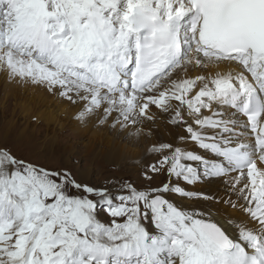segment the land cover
Instances as JSON below:
<instances>
[{
  "label": "snow or ice",
  "instance_id": "obj_1",
  "mask_svg": "<svg viewBox=\"0 0 264 264\" xmlns=\"http://www.w3.org/2000/svg\"><path fill=\"white\" fill-rule=\"evenodd\" d=\"M0 73L84 124L175 130L118 187L0 146V264H264V0H0Z\"/></svg>",
  "mask_w": 264,
  "mask_h": 264
},
{
  "label": "rangeland",
  "instance_id": "obj_2",
  "mask_svg": "<svg viewBox=\"0 0 264 264\" xmlns=\"http://www.w3.org/2000/svg\"><path fill=\"white\" fill-rule=\"evenodd\" d=\"M52 99H55L53 104H56L58 100H63L55 96ZM33 102L0 91V146L10 148L15 155L26 161L51 170L68 168L78 179H83L86 183L110 184L113 187H118L124 181L145 183L141 177L143 165L139 161L145 160L146 155L126 161L122 159L119 162L110 161L107 154L102 153L105 152L104 150L107 152L108 147L91 140V131L83 135L85 125L79 124L75 117L71 119L67 112L61 113L59 110H54L50 104V109L53 110L51 112L55 113L53 115H62L61 117L59 115L60 122L49 123L46 118L51 113L47 109V104ZM34 115L39 119L33 120ZM158 121L160 118L152 126L153 130H159ZM92 124L97 130L108 131L110 139H113L116 133V139L119 140L118 145L124 144L125 149L129 148L134 153L148 148L152 142L153 135L151 138L140 139L137 142V139L126 136L125 132L122 133V131L101 125L96 121ZM164 179V176H159L154 183L158 184ZM235 210L242 213L239 209Z\"/></svg>",
  "mask_w": 264,
  "mask_h": 264
},
{
  "label": "bare ground",
  "instance_id": "obj_3",
  "mask_svg": "<svg viewBox=\"0 0 264 264\" xmlns=\"http://www.w3.org/2000/svg\"><path fill=\"white\" fill-rule=\"evenodd\" d=\"M0 91H4L5 94H7V95L18 96L19 98H24L26 101H34V102L37 101L40 103L43 102L44 104H47V109H49L48 111H50V113H51V115H49V117L46 118L47 122H49V123L52 121L60 122V120H61L60 117L62 115V114H59L60 117L58 114L53 115L55 113L51 112L53 110L50 109L51 108L50 104H52V108L54 107V110L55 109L59 110L61 113L67 112L70 115L71 119H74L73 117H75V114L77 113L78 108H79V105H71L69 103H66L63 100H58L56 104H53V101H55V99H52V97L53 96L58 97V96L49 93L46 88L31 85V84L22 85V84H19L16 82H11L7 79L6 75L3 73H0ZM94 121H96V120L93 119L86 124L82 123L83 125H85V127L83 128V135L87 134L91 131V133H90L91 134V136H90L91 140L96 141V142H100V143L104 144L105 146H107L108 147L107 152L104 149H101V150L105 151L102 153L107 154V156H108L107 158L110 161H118L119 162L121 159L126 161V160H131L133 158L137 159L142 155H146V149L147 148H144V150L141 149V151L134 153L129 148L125 149L126 147L123 146L124 144L122 146L118 145L119 140L116 139V137H117L116 133L114 135L112 134L113 139H110L108 131H101L100 129L97 130L94 128V125L92 124ZM77 122H78V120H77ZM76 124L78 125V123H76ZM79 124H81V122H79ZM157 124H158L159 130H153L154 134H153L152 141H158V140H160V141H171L174 139V131L175 130L170 127L166 117H160V121H158ZM153 125L154 124H152L150 126L152 127ZM79 127H80V125H79ZM64 128H65V126H64ZM117 130H116V132H117ZM121 135L122 134L120 133V136ZM138 141L139 140H137V142ZM133 142H135V141L133 140ZM125 143H127V142H125ZM121 144H122V142H121ZM193 190L203 191L205 193H208L209 195H213V194H221L222 195L223 194L222 186L219 185L218 183H207V182L200 183V184L196 185ZM185 202L190 203V204H197L201 207H212L213 211H215L216 207H219V208H221V210L226 215H229L230 218L231 217H243L244 216L243 213H239L234 208L227 207L224 205L213 206V205H211L205 201H185Z\"/></svg>",
  "mask_w": 264,
  "mask_h": 264
}]
</instances>
